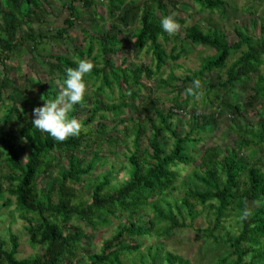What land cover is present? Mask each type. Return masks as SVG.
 <instances>
[{"label": "trees", "instance_id": "1", "mask_svg": "<svg viewBox=\"0 0 264 264\" xmlns=\"http://www.w3.org/2000/svg\"><path fill=\"white\" fill-rule=\"evenodd\" d=\"M79 1L85 7H92L96 0H70L66 4L70 16L58 31L60 37L65 36L78 19L75 3ZM104 1L107 2L111 24L105 30L99 29L98 36L89 35L87 46L82 50L77 48L75 57L51 56L54 61L48 63L50 84L46 86L40 82V94H36L34 86L27 93L28 87L22 89L11 85L5 62L29 39L37 42L30 31L24 32L21 38H17L16 33L23 26L31 28L33 20L40 18L51 0H0V64L6 71L0 80V168L4 165L8 169L6 175L0 173V213L2 207L11 204V200L6 201L7 192L14 197L22 218L28 223L26 230L30 244L44 248L43 254L18 258L20 242L13 234L9 240L0 241V264H124L125 256L140 251L142 246L137 242L140 238L153 232L168 237L178 228L193 227L202 212L199 207L209 209L213 213V221L197 231L208 241L228 247V253L220 258L218 264H264V156L256 158L258 153H264V108L255 126L239 127L233 148L210 146L203 149L198 170L190 177L202 188L191 182L185 183L184 194L173 202L168 197L169 192L177 188L179 173L176 168L197 160L193 152L200 140L194 134L211 129L223 111H218L217 116H197L195 126L182 134L171 119L176 114L175 110L184 112L183 108H171L169 112L156 109L154 113L141 110L145 114L146 125H137L133 144L140 153V137L145 134L151 151L128 157L130 178L117 188H112L110 172L103 174L94 184L91 182L90 177L103 157L100 148L93 149L90 158L82 157L81 151L91 147L88 144L90 135L85 129L78 137L59 142L50 133L33 126V110L46 103L45 99H54L59 93L51 81L58 79L63 84L66 69L76 67L78 60L86 57L93 60L95 67L88 80H102L98 95H103L106 88H112L116 83L132 98H137L144 78L153 79L170 61L188 55L189 47L184 45L185 40L212 53L203 58L198 70L183 79L172 75L174 80L190 83L192 87L194 80H204L213 71L225 69V78L219 86L232 91L236 98V85L245 89L253 75H257L258 82L253 87L255 94L251 95L250 102L253 104L252 101L264 98V74L261 72L264 24L259 37L237 28L239 39L234 44H230L220 28L204 29L197 22L186 28L183 39L180 35L169 38L160 24L167 15V7L161 0H147L143 4L136 0ZM193 1L202 9L226 12L225 0ZM154 5L161 15L155 13ZM131 24L137 26L135 47L138 51L147 49L152 53L151 65L129 66L123 60V65L116 66L111 57L119 52L123 43L121 26ZM169 41H173V46L168 51L165 42ZM233 56L236 57L229 64ZM100 61L104 63L101 67L98 66ZM162 81L164 85H170L169 81ZM10 87L13 92L8 91ZM215 95L218 96L217 93ZM126 96L121 91L122 101L105 107L96 97L92 113L86 118L82 117L86 108L84 100L83 105L75 107L73 115L81 119L86 128L100 111L122 114L124 108H130ZM225 106L235 114L241 112L238 103H226ZM102 128L106 134L105 126ZM168 139L173 140L171 147L167 146ZM245 151H249V158ZM55 170H58V175L52 178L46 190H41L39 175L52 177ZM243 174L247 178L244 182L241 181ZM5 183L8 184L6 187ZM83 183H88L89 187L93 185L88 197H84L76 187ZM250 203L256 206L250 209ZM245 210L249 211V216L241 219ZM129 213L135 215L120 223L114 235L104 240L99 251L84 253L89 235L81 225L73 222H86L96 230L108 225L111 218H121ZM232 215L237 219V231L227 232L226 238L222 239L219 231ZM80 256L83 258L79 259ZM147 257V264H200L171 251L162 254L160 247L155 250L150 247Z\"/></svg>", "mask_w": 264, "mask_h": 264}, {"label": "rangeland", "instance_id": "2", "mask_svg": "<svg viewBox=\"0 0 264 264\" xmlns=\"http://www.w3.org/2000/svg\"><path fill=\"white\" fill-rule=\"evenodd\" d=\"M70 0H51L46 8V11L41 13L39 19H34L31 28L23 26L16 33L17 38H21L24 32L30 31L36 36V41L28 40L23 47L12 55V58L5 62L8 70V78L11 80V85L24 89L28 87L26 92L31 91L34 86L36 94H40V82L49 86L51 77L49 75L48 63L54 61L53 55L63 54L75 57L77 48L81 50L87 46L89 35L98 36L99 29H106L112 20L107 11L104 0H96L92 7H85L79 1L75 3L78 9L79 16L75 20V24L68 30L65 36L60 37L58 31L65 26V20L70 16V10L67 3ZM130 1V0H129ZM143 4L147 0H136ZM167 7V15L175 14L180 21L182 27L179 33L169 35V38H176L180 35L185 37L186 28L194 23H199L204 29L218 27L223 30L230 44H234L238 39L236 32L237 28L246 30L249 34L259 37L262 33L261 25L264 24V0H225L226 12L223 14L220 10L211 12L207 9H202L198 3L193 0H161ZM153 9L157 15L159 9L156 5ZM1 11V10H0ZM166 15V16H167ZM0 16V21H1ZM184 20V22H182ZM136 25L121 26V39L123 43L119 52L111 57L116 66L123 65V60L129 66L131 64L145 63L152 64V53L147 49L138 51L134 44V34ZM162 42L164 40L162 39ZM186 47H189V53L186 57H182L177 61H170L158 76L153 79L144 78L143 86L138 90V97L132 98L123 88L114 83L112 88H106L103 95H98V88L102 84L100 78L89 79V93L85 97L86 108L82 114L83 118L91 115L93 104L96 97L101 99L103 106L119 103L122 101L121 91L127 95L126 100L130 108H124L122 114H115L111 111H100L92 123H90L85 131L89 133L90 148L81 151L83 158H90L93 149L100 148L102 160L98 163L96 170L90 177L94 184L105 173L112 174V188H117L125 183L130 178L129 171V156L138 154L141 156L143 152L151 151L147 136L142 134L140 137V153L136 151L133 144L135 138V128L138 124L146 125L143 112L154 113L156 109H162L169 112L171 108H183L185 111H174L176 114L172 117V122L179 128L182 134L193 128L199 115L217 116L218 111H223V115L217 117V121L211 129L200 134H194L195 138L200 142L197 149L193 152L197 158L196 162L190 165L180 164L176 170L179 173L177 188L169 192V200L174 201L184 194L186 185L192 183L194 186L202 188V185L192 180L190 177L198 170L200 157L203 154V149L210 146H218L220 148H233L235 140L239 133V127L244 125L255 126L259 120V114L264 108V98L258 101L250 102V97L255 94L254 86L258 82L257 75L248 81L247 88L243 89L240 85H236L234 95L224 88H220L219 83L225 78V69L215 70L208 74L204 80H200L201 86L197 90L196 95L189 94L186 90L190 87V83L185 84L181 80H174L172 75L177 78H182L198 70L202 60L211 50L204 49L202 46L193 45L190 41L183 42ZM173 46V41L165 42V47L169 51ZM97 47V46H96ZM236 56L230 60L229 64ZM87 59H92L86 57ZM102 61V60H101ZM99 63V67L104 65ZM109 72V70H108ZM261 72L264 74V58L261 65ZM4 65L0 64V80L5 77ZM110 76V75H109ZM111 79V76H110ZM162 80L169 81L170 85H164ZM55 84L57 91L61 87L58 79L51 81ZM13 88H8L9 92H13ZM218 94L216 96L215 94ZM226 103L238 105L241 112L233 113L232 109L227 108ZM182 106V107H180ZM182 110V109H180ZM5 112H1L3 114ZM106 128V134L102 126ZM172 139H168L167 146L171 147ZM189 148H191L189 146ZM1 150V147H0ZM191 150V149H190ZM192 152V151H191ZM250 156L249 151L244 152ZM264 156L263 152L257 154L256 158ZM25 160V159H24ZM61 163V160H60ZM262 170L264 166L262 165ZM8 169L2 165L0 173L6 175ZM58 175V170L54 171L51 177L39 175L38 186L41 190H46L50 185L52 178ZM246 175L243 174L241 181H245ZM185 183H187L185 185ZM8 184L5 183V187ZM244 185V183H243ZM84 197H88L93 189L88 186V183L76 186ZM5 198L11 200V204L2 207L0 213V241L9 240L10 236L15 234L19 238L20 247L18 258H27L44 253L43 246L33 247L29 242V234L26 230L27 221L22 218V213L18 210L14 197L9 193H5ZM255 203H250L249 208L253 209ZM202 210L200 216L194 221L193 227H183L176 229L170 236H160L158 232H153L152 235L140 238L137 242L141 244V249L137 253L127 255L123 258L124 264H147L148 249L151 247L154 250L158 247L162 249V254L171 251L182 255L193 263L200 264H218L220 258L228 253V247L224 244L217 245L213 241H208L202 237V233L197 229L205 228L212 224L213 213L209 209L199 207ZM135 214H126L121 218H111L108 225L98 227L96 230L88 226L86 222H73V224L81 225L87 234V249L85 254H91L99 251L104 240L109 239L114 235L118 226L122 222H126L128 218ZM189 222V220H187ZM238 224L235 216L229 217L225 226L219 231V236L222 239L226 238V233H235ZM83 257L80 256L79 259Z\"/></svg>", "mask_w": 264, "mask_h": 264}, {"label": "clouds", "instance_id": "3", "mask_svg": "<svg viewBox=\"0 0 264 264\" xmlns=\"http://www.w3.org/2000/svg\"><path fill=\"white\" fill-rule=\"evenodd\" d=\"M160 24L169 35L179 33L182 27L175 14L164 16ZM94 67V63L85 58L78 60L76 67L67 68L58 95L54 99H45L46 103L33 110V126L50 133L59 142L78 137L85 129V125L81 119L73 115V112L78 104L83 105L86 95L90 94L88 76L93 72ZM200 86V80H194L193 86L186 91L196 95L195 90ZM248 216L249 211L245 210L241 219H246Z\"/></svg>", "mask_w": 264, "mask_h": 264}]
</instances>
